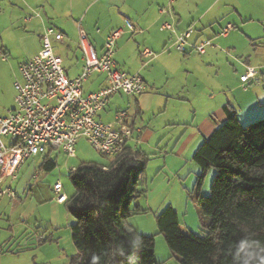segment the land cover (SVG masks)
Returning <instances> with one entry per match:
<instances>
[{"label": "rangeland", "instance_id": "1", "mask_svg": "<svg viewBox=\"0 0 264 264\" xmlns=\"http://www.w3.org/2000/svg\"><path fill=\"white\" fill-rule=\"evenodd\" d=\"M225 1L227 0L220 1L214 11L222 8L227 13L224 16L230 17L237 28L232 29L227 37L215 41L218 55L213 62L203 63L202 56L193 54V60L189 63V67L193 68L189 84L183 82L181 72L184 67L181 63L176 71V79H172L164 71L160 72L157 90L163 93V97L156 98L154 114H147L145 117L146 123L152 119L154 135L143 144L142 150L147 158L138 186L143 193L133 201L142 210L131 215L126 223L138 233L155 237V259L162 264H180L178 257L169 249L166 236L160 232L157 223V216L167 206H173L178 213L184 233L201 237L207 235L202 222L208 218L202 214L195 201L197 180L203 173L202 168L193 160L198 144H190L182 154L179 153L180 136L184 127L170 125L172 116L179 115L188 122L195 116L199 119L203 113L202 106L208 100L205 86L219 81L223 85L221 99L224 102H243L242 108L235 106L242 125L264 119V98L261 96L263 86L255 89L258 84L264 83V4H251L250 0H244L237 8H227ZM1 20L0 48L8 57L7 60L0 58V113H5L15 105L14 81L19 64L34 56L41 49L42 43L36 30L31 29L33 23H25L23 16L16 20V28L12 27L9 14L4 19L1 16ZM245 60H249L251 67H256L258 72L257 78L247 89L242 85L238 86L240 75L247 71L243 64ZM88 85L85 83L86 91ZM178 91H183V95L186 94L189 100L179 101L171 96V102L166 107V94L174 95ZM207 93L209 95L210 92ZM256 93L262 106L253 101ZM115 102L111 105L113 110L129 109L130 113H136L131 104L132 99L126 97ZM51 157L56 160L57 165L50 171L39 169L40 156L24 162L20 178L14 181L13 188L29 179L33 162L40 172V178L37 184L30 180L31 190L25 193L22 200H10L4 196L0 198V264H73L77 249L72 239L71 225L75 218L68 210L67 201L63 204L56 202L54 184L60 180L63 191L68 197L72 196L76 189L71 181L70 168H77L84 162L109 165L113 157L101 154L85 139H80L77 144V157L68 158L63 152L57 151H52ZM215 173L213 167L205 172L202 195H210ZM9 183L10 179L5 182ZM12 236L15 237L11 240ZM40 236L42 240H39ZM142 258L145 261V255Z\"/></svg>", "mask_w": 264, "mask_h": 264}, {"label": "trees", "instance_id": "2", "mask_svg": "<svg viewBox=\"0 0 264 264\" xmlns=\"http://www.w3.org/2000/svg\"><path fill=\"white\" fill-rule=\"evenodd\" d=\"M224 109L226 121L193 155L203 170L195 201L208 218L202 222L207 235L184 233L171 205L157 216L180 264H264V119L242 125L235 107L226 104ZM50 154L42 163L48 171L57 165ZM145 166V158L128 146L109 165L84 162L70 173L76 189L67 200L75 218L73 264H162L155 259V237L126 223L142 210L133 201L143 193L138 186ZM212 167L211 193L204 196L202 182Z\"/></svg>", "mask_w": 264, "mask_h": 264}, {"label": "crops", "instance_id": "3", "mask_svg": "<svg viewBox=\"0 0 264 264\" xmlns=\"http://www.w3.org/2000/svg\"><path fill=\"white\" fill-rule=\"evenodd\" d=\"M220 1L222 0H0V26L2 23L1 16L4 19V16L9 14L13 28H16V22L19 17L23 16L25 23H33L31 29L36 30L39 38H41L44 28L49 25L62 31L65 34L64 39L61 41L53 40V46L55 51L62 56L65 68L69 76L73 78L81 72L83 66L82 53L79 48L80 28L88 33L91 42L97 51L101 53L108 34L124 26L126 20H130L135 25L136 31H127L120 37L117 43L115 60L122 70L131 73L139 72L146 83L145 92L132 99L133 103L131 104L137 114L136 124L142 129V132L139 135L136 134L137 141L131 142L130 146L134 150L139 151L142 158H147L142 148L145 142L151 140L154 130L151 127L152 119H150L149 123H146L145 117L147 114H154V105L157 102L156 98L163 97V93L157 90L159 86V73L164 71L172 79H176V71L179 70L181 63L184 67V70L181 72V76H184L183 82L184 84H189L192 73L191 69H193L189 67V63L193 60V54H198L190 47L187 48L186 53H178L173 51V48L168 49L172 43L174 34L169 30H162L161 24L163 21H171L178 32L185 30L190 25H194L196 32L192 36L191 42L208 38L212 39L214 43V45L207 48L204 54H198L202 56L201 62H213L214 58L218 55V47L215 41L224 38L219 35L220 31L226 24L233 22L230 17H225L227 13L222 8L217 9V12L214 11ZM225 2L227 3V8H237L238 4L240 5L245 1L227 0ZM250 2L251 4H257V2L261 5L264 4V0H250ZM162 8L170 9L171 12L162 14L160 12ZM247 25L249 24L247 23ZM235 28H237L236 25ZM218 44H220L219 41ZM232 44L236 46L235 43ZM145 48L151 49L157 56L151 59L145 58L142 55V51ZM145 62L148 63L144 65ZM243 64L247 68L251 66L249 60H245ZM87 83L89 84L88 91H86L84 86L86 92L96 91L104 84V76L94 74ZM221 84V82L216 81L211 85L205 86V89H207L205 95L208 96V100L202 106L203 113L199 119H197L198 116H195V118L193 117L194 119L192 118L188 122L187 119L184 120L179 115H175L169 121V124L172 126L184 127V131L180 136V154L190 144L197 143L199 147L205 139L212 135L216 128L226 121L227 116L224 109L226 104H230L233 107L239 105L242 108V101H237L235 105L229 100L224 102V99H221V95H223V85ZM241 85L242 82L240 80L238 86L240 87ZM261 86H263V90H261L263 95L261 96L264 98V83L258 84L255 89H261ZM220 88L222 89L220 90ZM208 91L210 92L209 95ZM183 93V91H178L174 95L171 93L166 94L168 96L166 107L171 102V96H175L174 99L179 101L189 100L186 94L183 95ZM126 97L128 96L123 94L113 96L107 107L100 112L99 117L106 122L113 120L116 112L121 108L113 110L112 103L115 104V101H120L121 98ZM257 97L259 96L256 93L255 99H253L254 103H259L262 106L260 97L256 102ZM128 98L131 99L130 97ZM235 109L237 110L236 107ZM237 115L241 122L239 113ZM45 157L46 155L40 156L39 169L42 168ZM23 164L19 169L17 178L13 181L10 180L9 184L12 187L15 185L14 181L20 178ZM34 166H36L35 162L32 163L31 167L34 168ZM33 171L32 169L29 181L27 180L25 183L19 184L15 189L13 188L19 200H22L25 193L31 190L29 182L32 180ZM9 184L4 183L5 186ZM4 197L10 199L7 196ZM14 237L12 236L10 239L12 240Z\"/></svg>", "mask_w": 264, "mask_h": 264}, {"label": "built area", "instance_id": "4", "mask_svg": "<svg viewBox=\"0 0 264 264\" xmlns=\"http://www.w3.org/2000/svg\"><path fill=\"white\" fill-rule=\"evenodd\" d=\"M160 12L171 11L162 8ZM233 28L235 25L228 23L219 35L227 37ZM161 29L174 34L168 49L175 48L181 53H186L190 47L196 53L204 54L209 46L214 45L213 40L208 38L191 42L196 32L194 25L178 32L173 22L163 21ZM127 31H136L130 20L108 34L99 53L88 33L80 28L79 48L83 66L81 72L72 78L62 56L53 46V40L61 41L65 34L51 25L44 28L39 52L19 64V76L14 81L15 106L4 114L0 113V197L18 199L12 185L5 186L4 183L17 178L20 167L27 159L52 151L75 158L80 139H85L101 154L116 157L131 142L137 141L136 134L139 135L142 129L136 124V113L119 109L114 119L107 122L99 117L113 96L123 94L135 99L146 90V83L139 72L122 70L115 60L118 40ZM142 55L148 59L157 56L149 48L143 49ZM0 58L8 59L1 48ZM94 74L104 76V84L96 91L86 92L85 83ZM257 76L255 67L248 66L240 76L243 88L247 89ZM33 170L32 181L37 184L40 172L36 166ZM74 170V167L70 168L69 173ZM54 193L58 203L68 200L60 180L54 184Z\"/></svg>", "mask_w": 264, "mask_h": 264}, {"label": "clouds", "instance_id": "5", "mask_svg": "<svg viewBox=\"0 0 264 264\" xmlns=\"http://www.w3.org/2000/svg\"><path fill=\"white\" fill-rule=\"evenodd\" d=\"M135 244L138 245L139 244V240L135 241ZM262 261H264V258H262Z\"/></svg>", "mask_w": 264, "mask_h": 264}]
</instances>
